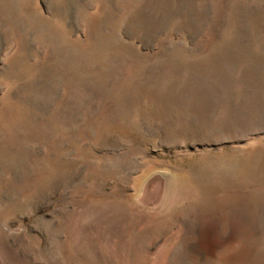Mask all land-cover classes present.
<instances>
[{"label": "rangeland", "instance_id": "1", "mask_svg": "<svg viewBox=\"0 0 264 264\" xmlns=\"http://www.w3.org/2000/svg\"><path fill=\"white\" fill-rule=\"evenodd\" d=\"M0 264H264V0H0Z\"/></svg>", "mask_w": 264, "mask_h": 264}]
</instances>
